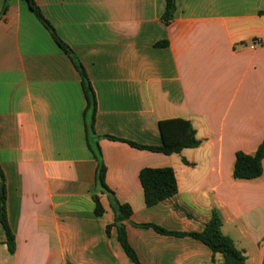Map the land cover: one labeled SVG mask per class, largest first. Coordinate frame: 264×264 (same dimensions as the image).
Masks as SVG:
<instances>
[{
  "label": "crops",
  "instance_id": "0c3cea01",
  "mask_svg": "<svg viewBox=\"0 0 264 264\" xmlns=\"http://www.w3.org/2000/svg\"><path fill=\"white\" fill-rule=\"evenodd\" d=\"M35 1L88 73L95 131L71 56L26 0H0V184L16 239L11 252L0 222V264H134L107 232L114 197L132 209L141 264H225L197 238L136 225L201 231L214 212L247 264H264V160L260 177L233 176L237 151L264 140V0H176L169 22L166 0ZM172 118L190 120L200 146L128 142L161 144ZM146 167H172L178 193L148 206Z\"/></svg>",
  "mask_w": 264,
  "mask_h": 264
},
{
  "label": "trees",
  "instance_id": "16d2710c",
  "mask_svg": "<svg viewBox=\"0 0 264 264\" xmlns=\"http://www.w3.org/2000/svg\"><path fill=\"white\" fill-rule=\"evenodd\" d=\"M29 7L40 19V21L48 28L51 32L53 38L58 43V45L65 50L72 58L76 68L82 76V84L86 97L88 100V108H92V118L90 123V128L95 131L94 123L97 110V99L96 94L88 76V73L81 63V61L74 54L73 50L68 44H66L57 34L55 27L52 23L45 17L42 10L38 6L35 0H26ZM176 10V0H166V9L163 14V19L165 22H169ZM160 132L162 136V142L159 145H142L133 141H128L130 144L146 148L153 151L163 152L166 154L180 153L185 148H194L200 146L202 140L197 137L196 129L192 122L183 118H172L162 120L159 123ZM111 138H116L114 136H109ZM185 162H188L184 159ZM263 160H264V140L259 145L255 153L249 154L243 151H237L233 176L236 179H246L251 180L260 177L263 174ZM105 173L106 168L101 165L98 169V181L103 185L107 186L105 183ZM0 174L2 180L4 181V174L0 165ZM140 179L144 187L145 200L148 206H152L161 201L175 196L178 193V182L176 178L175 171L172 167H162V168H143L140 172ZM96 203L95 213L98 216L104 214V207L100 198L96 195L94 196ZM112 206L115 212V221L112 225L107 226V232H110L112 226H116L118 229V239L124 248L128 257L133 261L134 264H141L140 258L136 250L132 247L128 240V234L124 221L130 219L132 215V209L128 204L121 203L116 197L112 199ZM0 222L2 223L8 239V245L11 252L15 251L16 239L15 235L11 229L8 213H7V195L5 187L0 191ZM140 227H150L159 233L163 234H174L178 236L189 235L197 238L208 245L214 253L220 252L224 256L225 264H247V257L244 251L239 249L234 240L225 235L222 231V220L217 213H213L210 220L205 224L201 231L194 232H178L168 230L165 227L158 225L156 223H140L136 224Z\"/></svg>",
  "mask_w": 264,
  "mask_h": 264
},
{
  "label": "water",
  "instance_id": "95a60500",
  "mask_svg": "<svg viewBox=\"0 0 264 264\" xmlns=\"http://www.w3.org/2000/svg\"><path fill=\"white\" fill-rule=\"evenodd\" d=\"M3 190V182H1V184H0V191H2Z\"/></svg>",
  "mask_w": 264,
  "mask_h": 264
}]
</instances>
